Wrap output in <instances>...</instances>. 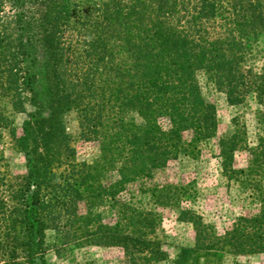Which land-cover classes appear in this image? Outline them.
Returning a JSON list of instances; mask_svg holds the SVG:
<instances>
[{
  "label": "trees",
  "instance_id": "1",
  "mask_svg": "<svg viewBox=\"0 0 264 264\" xmlns=\"http://www.w3.org/2000/svg\"><path fill=\"white\" fill-rule=\"evenodd\" d=\"M256 54L263 65L248 86L239 66ZM199 77L226 90L228 104H240L243 92L264 100V0H0V98L15 113L31 106L10 130L25 171L10 193L0 264H47L48 248L61 256L90 245L119 247L128 264L224 254L239 264L237 256L264 254V136L251 148L238 127L218 134ZM71 111L79 138L97 142L90 164L75 160L61 119ZM7 124L0 108V130ZM210 141L218 173L257 203L221 233L193 209L195 178L159 176L180 160L199 167ZM237 152L245 154L239 169ZM157 208L193 234L170 258Z\"/></svg>",
  "mask_w": 264,
  "mask_h": 264
},
{
  "label": "rangeland",
  "instance_id": "2",
  "mask_svg": "<svg viewBox=\"0 0 264 264\" xmlns=\"http://www.w3.org/2000/svg\"><path fill=\"white\" fill-rule=\"evenodd\" d=\"M247 56L244 62L240 63V70L244 75L246 83L250 84L252 76L259 73L263 65L260 55ZM250 71V73H246ZM42 74L38 75L37 82H42ZM201 94L205 99L215 107L217 132L224 134L238 127L243 133V139L248 147L254 148L257 143V137L264 136V119L258 122V116L264 114V100L257 103L253 92H243V101L237 105L228 104L225 100L224 92L226 90L215 89L210 80L199 77ZM257 82V81H256ZM43 84V82H42ZM254 87V86H252ZM251 87V89H252ZM250 89V90H251ZM245 91V90H244ZM0 108L2 114L8 121V126L0 130V239L4 225V219L7 215L10 202L11 190L15 189L17 178L25 171V161L23 155L19 153L10 137V130L15 128L19 131L22 121L25 119V113L31 110V106L25 104L24 113H15L9 106L5 98H0ZM61 119L66 132L71 138V146L74 149L76 161H85L90 164L98 159V145L95 140H81L77 127V120L73 111L62 114ZM217 134V135H218ZM212 141L203 147L200 156L201 164L196 169L187 161H178L175 165H170L169 169L159 172L162 181L166 179L169 183H179L191 178L196 179L197 201L193 206L198 214L201 215L203 222L212 225L216 233H221V229L230 226L235 217L245 209L255 212L257 203L251 204L250 192L238 188L236 184L227 183L225 177H222L217 170L216 162L211 156L209 149H213ZM245 154L237 152L234 154V168H242L245 161ZM262 167L264 168V153L261 157ZM159 176L155 175V179ZM149 205V204H148ZM150 207V206H149ZM101 221L110 222L111 213L106 210H99ZM159 213V229L161 236L162 249L170 258L176 252L178 247H185L192 244L193 234L191 228L186 223H180L175 220V213L167 208H157ZM2 222V224H1ZM9 233V227L5 226ZM17 228H12L10 233H17ZM44 243H51L52 233L45 231ZM44 261L47 264H128V258L122 253L119 247H101L84 246L73 250L71 254L55 255L52 249L48 248L43 253ZM236 261L239 264H264V254H250L237 256ZM2 258H0V261ZM168 260V259H167ZM155 264H167L166 261ZM199 258V264H232L233 257L224 254L223 258L217 262L209 259L204 262Z\"/></svg>",
  "mask_w": 264,
  "mask_h": 264
}]
</instances>
